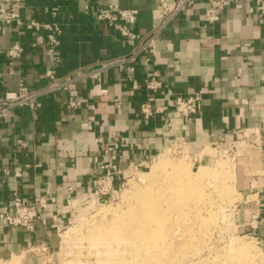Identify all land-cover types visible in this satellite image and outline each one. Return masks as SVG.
Instances as JSON below:
<instances>
[{"label":"crops","instance_id":"obj_1","mask_svg":"<svg viewBox=\"0 0 264 264\" xmlns=\"http://www.w3.org/2000/svg\"><path fill=\"white\" fill-rule=\"evenodd\" d=\"M99 0H25L24 21H57L62 33L53 52L33 47L34 33L4 25L0 30V97L16 89L22 78L29 87L45 83L43 72L51 68L58 76L70 75L95 61L127 53L130 46L105 22L98 21L84 4ZM123 9L137 10L134 30L147 33L160 19L157 0H106ZM206 0L187 7L171 20L150 47L148 63L136 64L135 72L112 69L102 75L108 95L89 97V79L70 86L71 93L84 98L78 109L66 105L68 93L59 92L39 99L36 108H15L0 120V213L11 212L12 193L32 197L34 191L56 197L48 224H37L31 231L19 227L0 228V258L32 252L34 245L48 244L60 249L59 233L73 219L89 212L80 203L91 189V178L99 171L94 158L100 148L94 137L115 131L123 138L116 150L126 172L146 165L154 155L174 142H183L194 162L210 163L235 145L234 185L244 197L239 208L238 226L256 240L264 252V163L255 145L264 136L252 133L264 127V16L254 9L252 0H239L226 8L213 25L203 22ZM57 7V9H54ZM56 10L52 16L49 12ZM18 41L24 53L10 64L6 52ZM156 72L161 92L158 104L173 103L177 94L200 90L202 109L184 121L172 109L167 121L144 118L139 104L142 88L133 90L131 78L141 84ZM169 124V125H168ZM242 132L239 142L235 135ZM216 153H213L215 152ZM201 166H205L200 164ZM209 167V166H208ZM74 186V200L65 204L67 187ZM72 208H75L73 215ZM41 254L39 250L35 254Z\"/></svg>","mask_w":264,"mask_h":264},{"label":"rangeland","instance_id":"obj_2","mask_svg":"<svg viewBox=\"0 0 264 264\" xmlns=\"http://www.w3.org/2000/svg\"><path fill=\"white\" fill-rule=\"evenodd\" d=\"M217 153L214 161L199 163L185 144L170 146L128 169L115 197L68 223L52 255L13 254L0 264H264L259 244L237 225L244 197L235 189L232 156ZM149 230L143 239L138 234Z\"/></svg>","mask_w":264,"mask_h":264},{"label":"built area","instance_id":"obj_3","mask_svg":"<svg viewBox=\"0 0 264 264\" xmlns=\"http://www.w3.org/2000/svg\"><path fill=\"white\" fill-rule=\"evenodd\" d=\"M102 4L91 5L84 4L85 11H92L98 21L105 22L107 25L115 29L119 35L125 39L130 46L127 53L105 57L95 61L93 64L80 68L70 75L58 76L53 69H46L42 76L46 79L45 83L37 87H29L21 78L16 89L6 90L0 97V120L9 111L27 106L30 109L36 108L39 99L55 95L59 92H67L66 105L69 109H78L84 103V98L75 97L71 93L70 86L80 79H89L91 87L88 90L89 97L108 95L107 87L102 85V75L106 71L116 69L119 71H127L134 73L136 64L139 62L148 63L150 60L149 51L157 36L163 31L165 26L190 5L199 0H157L160 10V19L153 25L149 31L142 36H138L134 30L136 23L137 10L123 9L118 5L99 0ZM254 9L260 17L264 16V0H252ZM207 5L204 9L203 22L206 25H213L219 21L222 12L239 2V0H206ZM25 5V0H0V30L4 25H13L17 29H26L34 33L32 41L33 47H42L50 52L55 50L58 38L62 33V26L57 21L30 19L24 21L21 9ZM54 9H57L55 7ZM52 16L56 14V10L49 12ZM24 53L23 45L15 41L6 52L8 62L10 64L18 62ZM132 89L142 88L145 98L139 104V112L146 119L151 117H159L163 121H167L166 112L170 109L177 113L184 121L194 119L202 109L201 91H193L187 95L177 94L173 103L168 105L158 104L153 101L154 96L161 92V83L157 79L156 72L148 73L143 79L142 84L136 79L131 78ZM162 93V92H161ZM168 122V121H167ZM169 125V124H168ZM252 133L264 136V127H255ZM237 140L242 141L245 137L243 133H235ZM119 135L112 131L105 136L94 137L95 144L100 148V155L94 158L99 169L91 178V189L86 198L80 203L86 208H94L96 205L106 203L109 199L115 197L118 190L124 185L126 169L121 166V159L117 158L116 150L119 148L123 138L116 141ZM183 142H174L170 146H182ZM261 152V160L264 163V144L255 145ZM236 146H230L223 152L232 156ZM75 187H67L65 194V204L71 205L74 200ZM56 204L54 195H47L39 191H34L32 197L22 195L18 191L12 193V209L11 212L0 213V228L19 227L27 231H31L37 224L46 226L50 217H54L57 213L50 215L49 210L52 205ZM75 212L72 208L71 214ZM61 232L59 233V236ZM31 251L49 253L52 255L54 250L46 244L34 245Z\"/></svg>","mask_w":264,"mask_h":264},{"label":"bare ground","instance_id":"obj_4","mask_svg":"<svg viewBox=\"0 0 264 264\" xmlns=\"http://www.w3.org/2000/svg\"><path fill=\"white\" fill-rule=\"evenodd\" d=\"M159 160L161 161V159H159ZM162 160H163V159H162ZM165 161H166V160H165ZM156 163H157V162H156ZM156 163H155V164H156ZM165 163H166V162H165ZM165 163H164V164H165ZM219 163H221V161H220ZM223 163H224V162H223ZM223 163H222V165H221L222 167H223ZM159 164H160V163H159ZM159 164H158V165H159ZM162 164H163V162H162ZM177 164H178V163H177ZM173 165L175 166V164H173ZM218 165H220V164H217V166H218ZM153 166H154V165H153ZM161 166H162V165H160L159 167H161ZM178 167L183 168V164H179V165H177V168H178ZM153 168H154V167H153ZM164 168H165V166H164ZM174 168H175V167H174ZM199 168H200V167H199ZM202 168H205V169H206V166H205V167L202 166L201 169H202ZM151 169H152V168H151ZM162 169H163V167H162ZM162 169H160V171H161ZM178 169H179V168H178ZM205 169H204V172H206ZM158 170H159V169H158ZM209 170H210V169H209ZM156 171H157V170H156ZM149 172H150V171H149ZM178 172H179V170H178ZM146 173H147V172H146ZM150 173H151V172H150ZM153 173H154V172H153ZM158 173H159V172H158ZM158 173L156 172L155 174H158ZM180 173H181V172H180ZM180 173H179V174H180ZM230 173H231V171H230ZM155 174H152V175L154 176ZM202 175H203V174H202ZM147 176H148V175H147ZM156 176H158V175H156ZM174 176H175V175H174ZM151 178H153V177H151ZM175 179H178V180H179V178H176V176H175ZM181 179H182V178H181ZM149 180H150V179H149ZM151 180H152V179H151ZM153 180H154V178H153ZM176 182H177V180H176ZM177 183H178V182H177ZM185 185H187V184L185 183ZM178 186H179V185H178ZM180 187H181V186H180ZM178 194H179V193H178ZM178 194H177V195H178ZM179 195H180V194H179ZM179 197H180V196H179ZM142 201H143V200H142ZM138 204H139V203H138ZM143 205H144V204H143ZM102 210H103V207H102ZM102 210H100V211H102ZM105 211H107V210H105ZM173 211H174V210H173ZM178 211H179V210H178ZM103 213H105V212H103ZM106 213H107V212H106ZM99 214H100V213H99ZM148 214H149V213H148ZM116 217H117V216H116ZM132 218H133V217H132ZM137 218H138V217H137ZM164 218H165V217H164ZM134 220H135V219H134ZM145 221H146V220H145ZM145 221H144V222H145ZM163 221H164V220H163ZM144 222H143V223H144ZM146 222H147V221H146ZM114 224H115V222H114ZM116 224H117V222H116ZM133 224H134V223H133ZM144 224H145V223H144ZM149 225H150V224H149ZM149 225H148V226H149ZM141 226H142V227H143V226L145 227V225H142V224H141ZM139 227H140V226H139ZM142 227L140 228V230L142 229ZM128 228H129V227H128ZM134 228H135V227H134ZM134 228H133V229H134ZM146 228H148V227H146ZM146 228H145V229H146ZM131 229H132V228H131ZM151 229H152V228H151ZM151 229H150V230H151ZM153 229H154V228H153ZM129 230H130V228H129ZM135 230L137 231L136 228H135ZM135 230H133L131 233H132V234H133V233H137ZM150 230H149V231H150ZM138 231H139V228H138ZM149 231H143V233H140V232H141V231H140L138 234H139V235L142 234V235L140 236V237L142 238L143 236H147V234L150 235L151 231H150V232H149ZM128 235H129V234H128ZM134 235H135V234H134ZM134 235H133V236H134ZM139 235H138V236H139ZM123 236H125V233H124V235L122 234L121 237L119 236V238L122 239ZM138 236H136V237H138ZM126 237H129V236H126ZM146 238H147V237H146ZM152 238H153V236H152ZM121 239H120V240H121ZM124 239H125V238H124ZM130 239H131V238H129V240H130ZM136 239H137V238H136ZM142 239H143V238H142ZM162 239H163V238H162ZM127 240H128V239H127ZM129 240H128V242H130ZM152 240H153V239H152ZM132 241H133V240H132ZM132 241H131V243H132V245H133L134 241H133V242H132ZM142 241H143V240H142ZM125 242L127 243V241H125ZM154 242H155V241H153V243H154ZM136 243H137V242H136ZM148 243H149V242H148ZM153 243H151V244L153 245ZM155 243H157V242H155ZM128 244H129V243H128ZM138 244H139V243H138ZM140 244H141V242H140ZM146 244H147V243H146ZM132 245H130V246H132ZM134 245H135V244H134ZM136 245H137V244H136ZM148 245H149V244H148ZM145 247H146V246H145ZM148 247H149V246H148ZM140 248H142V245L140 246ZM237 248H242V247L239 245V246H237ZM146 249H147V247H146ZM137 251H138V250H137ZM14 258H15V256H14ZM15 260H18V258H16ZM121 263H122V262H121ZM13 264H14V263H13ZM18 264H19V262H18ZM122 264H123V263H122Z\"/></svg>","mask_w":264,"mask_h":264}]
</instances>
